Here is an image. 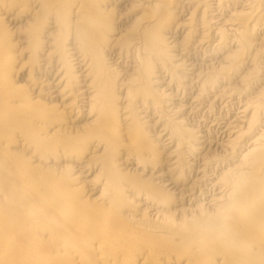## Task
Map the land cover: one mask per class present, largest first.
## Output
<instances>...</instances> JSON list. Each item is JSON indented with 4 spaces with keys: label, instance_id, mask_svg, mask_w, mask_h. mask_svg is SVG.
Instances as JSON below:
<instances>
[{
    "label": "bare ground",
    "instance_id": "6f19581e",
    "mask_svg": "<svg viewBox=\"0 0 264 264\" xmlns=\"http://www.w3.org/2000/svg\"><path fill=\"white\" fill-rule=\"evenodd\" d=\"M262 55L264 0H0V264H264Z\"/></svg>",
    "mask_w": 264,
    "mask_h": 264
},
{
    "label": "rangeland",
    "instance_id": "374dc122",
    "mask_svg": "<svg viewBox=\"0 0 264 264\" xmlns=\"http://www.w3.org/2000/svg\"><path fill=\"white\" fill-rule=\"evenodd\" d=\"M116 10H117V9H116ZM117 11H118V10H117ZM184 16H185V15H184ZM251 22H252V21H251ZM179 41H180V40H179ZM262 56H264V55H262ZM219 61H220V60H219ZM179 98H180V97H179ZM161 128H162V126H160V127L156 130V133H157V132H160V131H161V130H160ZM165 138H166V137H165ZM165 138H164V139H165ZM164 139H163V140H164Z\"/></svg>",
    "mask_w": 264,
    "mask_h": 264
}]
</instances>
